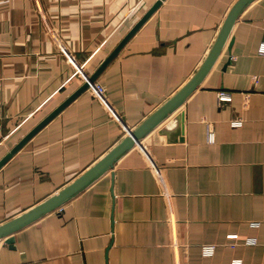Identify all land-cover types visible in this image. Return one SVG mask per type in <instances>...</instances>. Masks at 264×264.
I'll return each instance as SVG.
<instances>
[{"label": "crops", "instance_id": "crops-1", "mask_svg": "<svg viewBox=\"0 0 264 264\" xmlns=\"http://www.w3.org/2000/svg\"><path fill=\"white\" fill-rule=\"evenodd\" d=\"M154 1L0 0V159L83 84L58 43L91 75ZM237 1L165 0L131 38L96 81L126 127L190 81ZM219 91L231 100L219 104ZM126 136L85 91L0 169V227ZM140 143L12 245L1 239L0 264H264V0L242 10L206 77Z\"/></svg>", "mask_w": 264, "mask_h": 264}, {"label": "water", "instance_id": "water-1", "mask_svg": "<svg viewBox=\"0 0 264 264\" xmlns=\"http://www.w3.org/2000/svg\"><path fill=\"white\" fill-rule=\"evenodd\" d=\"M165 0H155L154 3L143 13V15L136 21V23L123 36L119 43L111 50V52L104 58L98 68L89 76V80L68 96L61 102L53 111L37 123L28 133H26L18 143H16L1 159L0 169L15 155L22 147L37 134L49 121L56 117L66 106L73 102L77 97L88 90L91 83L97 81L100 74L107 68V66L119 55L131 38L139 31V29L151 18V16L159 9ZM253 0H238L228 13L221 30L209 51L207 57L202 63L201 67L190 79V81L165 105H163L154 115L146 120L138 129L133 130L131 134L126 136L123 141L117 145L108 155H106L95 166L88 170L84 175L79 177L71 185L62 190L59 194L47 200L38 207L32 209L28 213L8 222L0 227V240L4 239L5 243L12 245V235L34 222L43 215H46L65 202L74 197L77 193L87 187L95 179H97L105 171L113 167L114 162L120 158L124 153L134 148L141 138L151 129L156 127L168 114L176 110L199 86L202 80L209 73L217 58L224 49L229 40L231 31L242 10Z\"/></svg>", "mask_w": 264, "mask_h": 264}, {"label": "built area", "instance_id": "built-area-1", "mask_svg": "<svg viewBox=\"0 0 264 264\" xmlns=\"http://www.w3.org/2000/svg\"><path fill=\"white\" fill-rule=\"evenodd\" d=\"M58 47H59L60 52L66 57L67 61L73 67L75 73L81 77V79L83 80V82L88 81L90 74H88L84 70L83 65H81L75 59V57L72 55V53L65 46H63L62 43L59 42L58 43ZM88 90H91L92 91V93L95 95V97L105 106V108L108 109V111L113 115V117L123 126V128L125 129V132H126L127 136L129 134H131L133 130L129 129L128 127H126L124 125V123H123L121 117L119 116L118 112L109 103V101H108V99H107V97L105 95L104 89L98 83L94 82V83H91L90 84ZM217 99H218V103L219 104L220 103L229 102L231 100V93H229L227 91H219L217 93ZM233 125L239 126L240 125V122H234ZM208 141L209 142L210 141L211 142L213 141V134L211 132L208 133ZM136 146L137 147H142L140 141L136 144ZM142 150L147 155V152L143 148H142ZM151 166H152V169L154 170V172L156 173V175L162 181L161 170L153 162H151ZM203 252H204L205 255H211L212 252H213V247L212 246H206V247L203 248ZM233 264H240V261H234Z\"/></svg>", "mask_w": 264, "mask_h": 264}]
</instances>
